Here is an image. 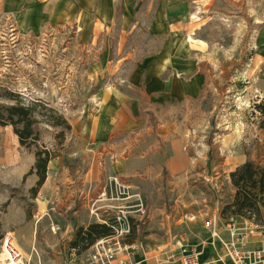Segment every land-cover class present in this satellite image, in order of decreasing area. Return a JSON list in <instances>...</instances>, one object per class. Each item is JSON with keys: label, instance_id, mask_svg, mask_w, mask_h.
<instances>
[{"label": "rangeland", "instance_id": "obj_1", "mask_svg": "<svg viewBox=\"0 0 264 264\" xmlns=\"http://www.w3.org/2000/svg\"><path fill=\"white\" fill-rule=\"evenodd\" d=\"M31 1L10 0L11 10L0 12V86L26 100L41 101L69 125L62 136H57L60 126H37V147L54 151L59 161L58 169L43 183L63 184L38 196L46 207L43 213L32 189L5 187V183L34 179L36 183V174L29 172L36 148L21 146L11 126L0 125V239L11 232L24 264L80 262L88 246L80 242L72 247L77 231L100 223L94 212L104 215V205H133L138 194L143 211L130 209L132 226L122 241L134 244L136 250L128 253L130 258L140 256L137 263H156L158 255L176 251L179 245L193 248L201 258L202 246L222 245L205 231L204 221L213 211L221 219L233 214L226 208L234 196L229 173L244 161L264 167V117L254 108L264 101V0H186L183 21L204 78L200 94L156 112L145 110L144 127L120 134L109 144H90L81 129L93 112L91 96L115 78L109 71L93 75L99 46L79 42L76 9L86 0H66L64 5L73 6L74 11L65 22L53 23L48 11L45 22L24 27L19 18ZM89 4L93 6L95 0ZM113 16L108 34L112 47L118 41L120 4ZM144 40L143 31L135 29L127 42L141 49ZM115 57L113 53L111 68ZM157 118L170 128L165 139L158 134ZM177 138L182 155L176 156L171 144ZM115 142H126L133 148L131 153L116 155L111 147ZM149 148H154V154L147 153ZM120 160L134 170L116 171ZM169 160L176 165L173 169ZM109 175H117L128 187L110 192L105 187ZM103 190L104 200H100ZM107 214L111 219L114 212ZM220 250L214 260L224 259Z\"/></svg>", "mask_w": 264, "mask_h": 264}, {"label": "crops", "instance_id": "obj_2", "mask_svg": "<svg viewBox=\"0 0 264 264\" xmlns=\"http://www.w3.org/2000/svg\"><path fill=\"white\" fill-rule=\"evenodd\" d=\"M65 3L66 0H33L23 8L19 22L24 27H35L47 20L48 11L51 12L49 19L53 23L65 22L70 12L74 11L73 6H65ZM117 4L121 6V16L117 24L118 41L112 47L108 34L109 29L113 28V13ZM186 7V0H95L93 6H90L89 0H86L79 9H76L80 23L79 42L90 47L95 44L99 46L97 63L92 67L91 73L99 76L109 71L115 75L114 81L105 82L90 98L93 112L81 126L83 137L90 144H109L116 141L120 134L124 136L132 131H139L146 122L145 110L151 109L156 112V109L165 108L170 103L185 101L200 94L204 78L197 68L194 47L188 39L191 36L183 21L182 15L187 10ZM11 8L10 0H0V12H9ZM135 29H141L145 35V40L142 42L144 48L137 49L127 42L129 35ZM102 32L103 37H100ZM125 44L130 45L128 49L125 48ZM113 53L116 55L114 58L116 63H114L115 67L111 68L110 59ZM157 121H159L158 134L165 139L170 128H165V120L157 118ZM125 145L126 142H115V146L111 147L116 155L121 156L120 153L129 155L133 148ZM171 145V149L177 151L174 155H180L181 153L178 152L180 139L173 140ZM149 149L147 153L154 154V148ZM168 162L171 169L176 166L173 161ZM58 166L59 161L56 159L48 162L46 179L50 174L55 173ZM114 169L123 172L134 170L127 162L121 160ZM34 181L35 179L32 183H5V187L23 185L28 191L36 186ZM62 184L42 183L33 198L39 200L38 196L44 190L52 186L61 187ZM45 208L42 199L39 200V212L43 213ZM261 226L250 238L248 245L251 247L262 246L261 234L264 232V222ZM205 231L209 234L207 229ZM3 235L12 238L11 232ZM202 247L200 261H215L220 256V244L208 243ZM135 257L136 254L131 257L135 262L141 260L140 256ZM158 258L159 255L156 263L152 260V264H157ZM178 259L176 256L173 262L167 264H180ZM216 261L214 264H221V260ZM224 262L233 264L229 259ZM140 264L151 263L147 261ZM251 264H264V261H255Z\"/></svg>", "mask_w": 264, "mask_h": 264}, {"label": "built area", "instance_id": "obj_3", "mask_svg": "<svg viewBox=\"0 0 264 264\" xmlns=\"http://www.w3.org/2000/svg\"><path fill=\"white\" fill-rule=\"evenodd\" d=\"M109 191L120 192L128 186L121 182L117 175L107 176ZM104 187V189H105ZM105 191L100 194V200H104ZM140 195L136 194L135 203L133 205H104L105 214L97 217L100 223L109 228L110 234L96 239L90 244L85 252L84 259L80 262L65 259L58 264H138L129 256V250H136L134 244H124L122 241L126 238L131 230L130 210L132 207L135 211H143V202ZM125 198H128L125 197ZM123 199V198H121ZM93 212V211H92ZM109 212H114V215L109 217ZM204 227L207 228L210 236L213 239L220 240L222 251L224 253L220 262L225 264L224 260H231L233 264H251L252 262L264 261V232L261 234L262 246L254 248L248 245L250 238L255 235L261 225L255 224L253 219L243 220L237 215L230 214L224 219H221L220 213L213 211L209 218L204 221ZM52 231L56 227H51ZM221 231L223 235L221 236ZM0 264H24L22 252L12 241V238L3 235L0 239ZM134 252V251H132ZM178 257L180 264H214L217 261L202 262L199 254L191 247L179 245L175 250L168 251L165 255H159L157 264L165 262H173L175 257Z\"/></svg>", "mask_w": 264, "mask_h": 264}, {"label": "trees", "instance_id": "obj_4", "mask_svg": "<svg viewBox=\"0 0 264 264\" xmlns=\"http://www.w3.org/2000/svg\"><path fill=\"white\" fill-rule=\"evenodd\" d=\"M254 108L264 117V101L255 104ZM39 123L60 126L57 136H62L64 129L69 128L65 119L51 107L41 101L26 100L18 93L0 86V125L11 126L21 146L36 148L34 163L29 171H33L37 176L36 186L32 188L33 193L37 192L45 181L48 162L57 156L50 149L37 147ZM229 178L234 188V196L226 208H230L233 214L252 218L255 223L262 224L264 167L253 161H244L229 173ZM109 234V228L102 223L88 224L86 228L77 231L72 247L76 248L80 242L89 246L96 239Z\"/></svg>", "mask_w": 264, "mask_h": 264}]
</instances>
